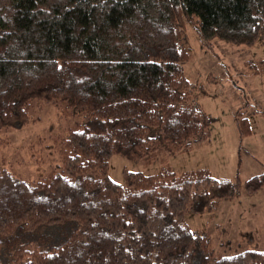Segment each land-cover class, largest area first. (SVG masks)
<instances>
[{
	"label": "trees",
	"instance_id": "trees-1",
	"mask_svg": "<svg viewBox=\"0 0 264 264\" xmlns=\"http://www.w3.org/2000/svg\"><path fill=\"white\" fill-rule=\"evenodd\" d=\"M189 25L207 47L264 43V0H0V131L29 124L36 100L81 115L53 138L59 168H0V264H264V250L216 252L186 220L234 197L239 178L168 163L108 174L113 153L150 160L210 139L204 85L183 67ZM263 185L264 171L244 181Z\"/></svg>",
	"mask_w": 264,
	"mask_h": 264
},
{
	"label": "rangeland",
	"instance_id": "rangeland-1",
	"mask_svg": "<svg viewBox=\"0 0 264 264\" xmlns=\"http://www.w3.org/2000/svg\"><path fill=\"white\" fill-rule=\"evenodd\" d=\"M187 42L192 52L183 64L184 72L191 81L204 85L199 102L211 117L210 139L180 153L159 150L150 160L113 153L108 174L123 183L125 171L151 174L168 163L177 172L204 167L218 178H239L234 197L221 200L212 210L188 213L186 220L193 231L211 237L216 252L264 250V185L253 192L244 188L245 180L264 171V73L253 72L264 62V43L248 45L217 38L207 47L193 25L188 27ZM30 115L24 127L0 131V168L25 179L61 166L53 138L67 133L81 117H61L57 105L37 100ZM239 117L245 118L241 124ZM38 136L45 138L41 162L32 155L40 150L34 142Z\"/></svg>",
	"mask_w": 264,
	"mask_h": 264
}]
</instances>
